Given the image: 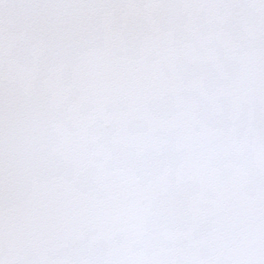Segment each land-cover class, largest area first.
Instances as JSON below:
<instances>
[{"label":"snow or ice","instance_id":"obj_1","mask_svg":"<svg viewBox=\"0 0 264 264\" xmlns=\"http://www.w3.org/2000/svg\"><path fill=\"white\" fill-rule=\"evenodd\" d=\"M0 264H264V0H0Z\"/></svg>","mask_w":264,"mask_h":264}]
</instances>
